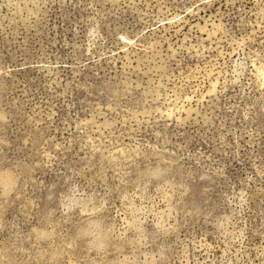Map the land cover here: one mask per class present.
I'll return each instance as SVG.
<instances>
[{
    "label": "rangeland",
    "instance_id": "rangeland-1",
    "mask_svg": "<svg viewBox=\"0 0 264 264\" xmlns=\"http://www.w3.org/2000/svg\"><path fill=\"white\" fill-rule=\"evenodd\" d=\"M0 264H264V0H0Z\"/></svg>",
    "mask_w": 264,
    "mask_h": 264
}]
</instances>
